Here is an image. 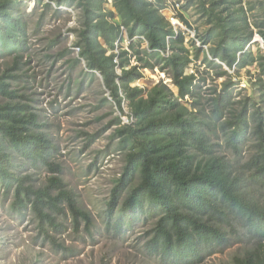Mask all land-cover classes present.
<instances>
[{"label":"trees","instance_id":"obj_1","mask_svg":"<svg viewBox=\"0 0 264 264\" xmlns=\"http://www.w3.org/2000/svg\"><path fill=\"white\" fill-rule=\"evenodd\" d=\"M66 1L76 3L81 10L75 42L79 54L92 71L89 74L101 76L119 111L108 127H115L114 137L124 151L125 163L110 189L108 216L118 210L123 214L119 222L126 216L130 223L137 218L136 212L148 205L160 212L147 241L149 254H159L174 264H196L229 245L224 230L214 220L235 214L242 219L245 231L258 240L234 263L264 264V110L253 104L250 112L248 102L236 110L231 91L237 84L231 81L233 74L256 64L260 73L254 83L259 86V104L264 108V77L260 76H264V53L260 49L254 53L252 48L254 42L258 44L252 42L254 34L264 44V0L248 7L242 0H189L195 2L206 26L201 45L188 43L183 31H175L161 12L165 0H112L108 10L104 7L107 0ZM17 3L0 0V53L15 54L0 74V95L9 99L0 104V184L4 195L13 191L11 208L18 212L30 209L40 229L59 228L54 214L64 211V202L75 227L83 219L87 228L90 214L78 206L60 177L62 169L53 161L55 148L39 130L37 115L21 99L15 101L18 94L12 81L18 78L28 34L27 22L15 12ZM255 9L259 14L251 19L248 12ZM116 15L120 21L115 20ZM179 18L189 24L182 13ZM121 26L128 38L143 36L147 46L142 47L136 38L128 49L120 45L116 52ZM133 57L136 63L131 65ZM197 60L216 70V77H228L219 91L214 90L209 113L199 109V101L191 108L180 103L186 96H198L196 72H189ZM145 68L165 72L177 96L162 81L150 89L134 85L144 77ZM102 101L109 99L104 96ZM122 115L128 122L123 123ZM252 124L256 150L244 163L243 173L233 175L230 161L215 155L208 131L215 132L218 126L226 146L241 156ZM30 168L51 172L46 183L38 187L31 183L30 175L22 173Z\"/></svg>","mask_w":264,"mask_h":264},{"label":"rangeland","instance_id":"obj_2","mask_svg":"<svg viewBox=\"0 0 264 264\" xmlns=\"http://www.w3.org/2000/svg\"><path fill=\"white\" fill-rule=\"evenodd\" d=\"M188 1L165 0L166 5L161 12L166 17L178 18L182 13L189 24H184L179 18L176 30L184 31L188 43L193 41L201 45V36L206 29L204 19L199 16L195 2ZM242 1L248 7L250 4L258 6L259 0ZM17 2L15 12L27 22L28 34L26 48L21 52L18 78L12 81V88L18 94L15 101L21 99V103L28 104L37 115L39 130L47 135L55 148L53 161L62 169L60 177L75 195L78 206L90 214L91 223L86 228L85 221L81 219L79 226L75 227L64 202V211L54 214L55 221L60 223L59 228L45 226L42 230L30 209L18 212L11 208L13 191L4 195L0 184V264H174L159 254L150 255L147 250L150 232L160 212L145 205L130 223L126 216L119 222L123 214L118 210L110 217L107 214L106 202L125 163V154L114 137L115 127H108L119 111L110 100L101 76L89 74L92 71L86 68L85 60L79 54L80 47L75 45L81 25L80 7L66 0ZM104 7L111 9L112 0H107ZM248 14L253 19L259 12L255 9ZM119 19L116 15L115 20ZM254 37L252 42L258 41L252 46L254 53L258 49L264 53V44L256 34ZM121 45L127 49L124 41ZM14 55L0 53V74L14 61ZM135 63L133 57L131 65ZM194 71L199 97L186 96L180 103L191 108L199 101V109L209 113L214 90L219 91L228 77H216V70L207 68L200 60L190 65L189 72ZM259 73L258 66L254 64L237 75L233 74L231 81L237 84L231 87V91L236 110L244 102L249 103L250 112L253 104L260 111L264 110L263 104H259V86L254 83ZM143 75L134 85L150 89L162 81L177 96V89L165 72L158 68H145ZM104 96L109 102L102 101ZM8 100L0 95V104ZM124 110L126 113L130 111L127 102H124ZM121 119L123 123L128 121L124 115ZM251 126L241 156L226 146L218 126L215 132L208 131L215 155L230 161L233 175L243 173L244 163L256 150L254 125ZM93 135L96 136L92 141ZM22 173L30 175L31 183L37 187L45 184L51 174L45 168H30ZM214 222L224 230L229 245L196 264H235L236 257H244L255 247L258 239L245 231L242 219L235 214ZM118 223L120 225L117 226Z\"/></svg>","mask_w":264,"mask_h":264},{"label":"built area","instance_id":"obj_3","mask_svg":"<svg viewBox=\"0 0 264 264\" xmlns=\"http://www.w3.org/2000/svg\"><path fill=\"white\" fill-rule=\"evenodd\" d=\"M168 18V20L170 21V23H171V25L174 27V29H175V31L176 32H178L177 30H176V28H175V26L177 25V24H180L179 23V18L178 17H175V16H170V17H167ZM179 20V21H178ZM184 32V31H183ZM256 36L258 37V39L262 42V45H263V40H262V38L259 36V35H257L256 34ZM122 37V40L127 44V46H128V44L132 41V40H135L136 38H139L141 41H142V47H146L147 46V41H146V39L143 37V36H136V37H134V38H128L127 37V32H126V28L124 27V26H121V36H120V38ZM120 38L115 42V51L116 52H118V50H119V46L121 45V42L122 41H120ZM254 38H256V37H254ZM78 48V47H77ZM127 49H128V47H127ZM168 47H167V51H168ZM78 50H79V48H78ZM115 61H117V59L115 60ZM128 122V121H127Z\"/></svg>","mask_w":264,"mask_h":264},{"label":"clouds","instance_id":"obj_4","mask_svg":"<svg viewBox=\"0 0 264 264\" xmlns=\"http://www.w3.org/2000/svg\"><path fill=\"white\" fill-rule=\"evenodd\" d=\"M168 19V18H167ZM128 119V118H127Z\"/></svg>","mask_w":264,"mask_h":264}]
</instances>
